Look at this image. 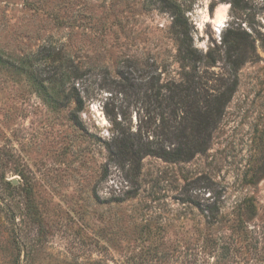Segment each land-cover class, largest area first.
Segmentation results:
<instances>
[{
	"label": "rangeland",
	"instance_id": "obj_1",
	"mask_svg": "<svg viewBox=\"0 0 264 264\" xmlns=\"http://www.w3.org/2000/svg\"><path fill=\"white\" fill-rule=\"evenodd\" d=\"M192 2L196 48L222 55L238 28L250 52L208 149L147 155L134 175L108 160L112 118L161 140L160 109L151 88L112 81L180 80L169 14L158 0H0V264H264V0ZM66 67L65 93L76 69L84 82L79 125L56 94ZM209 69L233 76L224 59Z\"/></svg>",
	"mask_w": 264,
	"mask_h": 264
},
{
	"label": "trees",
	"instance_id": "obj_2",
	"mask_svg": "<svg viewBox=\"0 0 264 264\" xmlns=\"http://www.w3.org/2000/svg\"><path fill=\"white\" fill-rule=\"evenodd\" d=\"M192 1L158 0V9L167 12L171 17L170 32L175 40V56L181 69L180 80L158 85V79H154L152 75L146 82L135 81L134 77L122 74L118 80L112 81L120 92L131 90L138 95L145 86L151 88L152 92L148 96L153 97L156 108L160 109L161 129L166 136L161 140L144 138L139 132L131 131L130 126L121 119L113 117L114 131L111 138L105 141V148L108 160L126 173L137 174L142 159L147 155L160 157L167 162H185L204 153L209 147L212 132L225 106L236 90L237 72L250 52L246 32L229 28L222 41L225 47L222 55L212 50L203 53L193 45L190 32L191 24L187 12L192 8ZM229 2L232 10L244 8L239 0ZM218 59H224L233 76L215 75L214 71L209 69ZM70 70V67L63 68L62 78L54 82L56 81L55 86H58L56 94L62 97L65 104L74 101L75 108L70 110V119L79 125L77 115L82 110L83 95L75 84L83 87L84 82L82 74L77 73L76 69L74 81L70 82L69 91L65 93L63 82L66 76H70ZM162 88L165 89L164 92ZM213 192V200L203 208V211L207 210L204 216L208 220L212 219L211 221L218 217L220 211V192Z\"/></svg>",
	"mask_w": 264,
	"mask_h": 264
},
{
	"label": "bare ground",
	"instance_id": "obj_3",
	"mask_svg": "<svg viewBox=\"0 0 264 264\" xmlns=\"http://www.w3.org/2000/svg\"><path fill=\"white\" fill-rule=\"evenodd\" d=\"M220 19H221V16H220V15H218V16H217V22H219V21H220Z\"/></svg>",
	"mask_w": 264,
	"mask_h": 264
},
{
	"label": "water",
	"instance_id": "obj_4",
	"mask_svg": "<svg viewBox=\"0 0 264 264\" xmlns=\"http://www.w3.org/2000/svg\"><path fill=\"white\" fill-rule=\"evenodd\" d=\"M14 183V182H13Z\"/></svg>",
	"mask_w": 264,
	"mask_h": 264
}]
</instances>
